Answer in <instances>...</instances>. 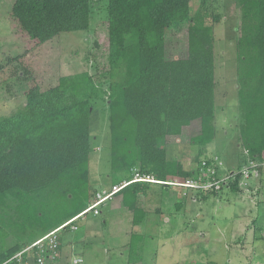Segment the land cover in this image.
<instances>
[{"label":"trees","instance_id":"obj_1","mask_svg":"<svg viewBox=\"0 0 264 264\" xmlns=\"http://www.w3.org/2000/svg\"><path fill=\"white\" fill-rule=\"evenodd\" d=\"M190 1L108 0L103 23L107 41L101 58L96 56L100 64L95 72L54 77L55 73L49 85L29 55L61 32L88 30L94 0L13 2L14 32L27 42L25 52L16 58L18 74L31 86L26 103L0 117V230L4 223L28 231L29 237L7 248L3 244L0 264H18L13 259L17 253L96 200L90 171L91 127L101 104L110 112L112 173L128 182L109 199L117 203L120 217L132 224L122 246L129 263L136 259L143 240L136 229L148 217L142 193L151 181L136 180L132 171L139 168L144 177L184 182L194 171L169 159L162 143L180 135L194 120L200 122V133L192 137V144L205 148L216 136L213 24L192 15ZM238 3L240 141L250 158L264 162V0ZM182 22L189 24L188 56L167 59V30ZM46 68L52 70L49 64ZM206 174L205 168L194 177L204 184ZM241 176L238 171L226 185L237 191Z\"/></svg>","mask_w":264,"mask_h":264},{"label":"rangeland","instance_id":"obj_2","mask_svg":"<svg viewBox=\"0 0 264 264\" xmlns=\"http://www.w3.org/2000/svg\"><path fill=\"white\" fill-rule=\"evenodd\" d=\"M14 1L0 0V117L20 109L31 86L29 79L18 74L16 58L25 52L27 42L14 32L10 18ZM107 5L108 0H94L88 30L61 32L29 55L47 85L55 73L54 77L95 72L96 64H100L96 56L101 58L107 41L103 25L108 18ZM190 10L192 15L207 18V23L213 24L216 136L205 148L192 144V137L200 133V122L194 120L180 135L168 137L162 145L169 159L180 160L194 171L191 179L205 168L209 178L208 173L213 170L216 177H225L249 166L256 167L251 169L250 178L241 177L237 191L226 185L213 191L205 189L204 193L202 189L151 181L142 193L148 217L136 229L143 240L133 263L264 264V166H258L263 161L249 157L240 141L243 117L238 100L236 49L240 6L238 0H191ZM215 16L218 20H214ZM188 25L176 23L167 30V59L188 56ZM42 56L45 59L41 60ZM48 64L51 71L46 68ZM109 115L108 105L101 104L92 118L90 171L94 198L107 195L126 182L112 173ZM132 172L136 179L145 176L139 168ZM116 206L108 198L99 206V214L89 212L77 221V230L60 231V264H74L78 258L82 259L78 264H133L122 246L132 224L120 217ZM2 225L0 238L7 233L9 236L1 240L0 248L29 237L28 231Z\"/></svg>","mask_w":264,"mask_h":264},{"label":"built area","instance_id":"obj_3","mask_svg":"<svg viewBox=\"0 0 264 264\" xmlns=\"http://www.w3.org/2000/svg\"><path fill=\"white\" fill-rule=\"evenodd\" d=\"M261 165L264 166V162L258 164V166ZM256 166H249L248 168L239 171L242 174V178H250L251 177V169L255 168ZM211 171V169H209ZM238 172H232L228 173L225 175V177H216L215 171H211L208 173L207 181L203 184L199 179H187L184 182H168V181H160V180H154L153 178H148V177H140V179L136 180H146L147 181H152V182H157V183H162V184H171V185H177V186H184L188 188H197V189H219L220 187L226 185L230 179H233L235 175ZM128 184V182H125L124 185ZM123 185H121L119 188L115 187L114 190L109 192L107 195L104 196H98L96 200L85 210H83L80 214L77 216L67 220L63 224H61L59 227L51 230L49 233L46 235L38 238L35 240L30 246L27 248L23 249L19 253H17L13 259H16L17 261L22 262L23 257L25 254L31 250L35 252V261L38 264H48L56 262L60 255V231L63 229H71V230H77L78 229V223L77 221L82 218L84 215H86L89 212H93L95 215L100 213L99 206L103 204L104 202L107 201L108 198L111 197L113 193L118 191ZM12 261V260H11ZM82 261L81 258L74 259L73 263L78 264Z\"/></svg>","mask_w":264,"mask_h":264},{"label":"crops","instance_id":"obj_4","mask_svg":"<svg viewBox=\"0 0 264 264\" xmlns=\"http://www.w3.org/2000/svg\"><path fill=\"white\" fill-rule=\"evenodd\" d=\"M61 248H63V243H62V247ZM61 256H62V252L60 253V257H58V259L56 260V262H54V263L53 262L52 263L49 262L48 264H60V261L62 260ZM19 264H38V263L35 261L34 254H26L23 257V261L20 262Z\"/></svg>","mask_w":264,"mask_h":264}]
</instances>
